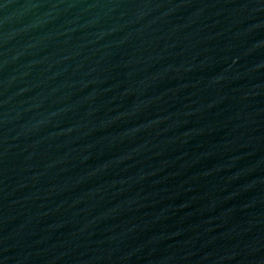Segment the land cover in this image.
Here are the masks:
<instances>
[{
  "label": "water",
  "instance_id": "water-1",
  "mask_svg": "<svg viewBox=\"0 0 264 264\" xmlns=\"http://www.w3.org/2000/svg\"><path fill=\"white\" fill-rule=\"evenodd\" d=\"M0 264H264V0H0Z\"/></svg>",
  "mask_w": 264,
  "mask_h": 264
}]
</instances>
